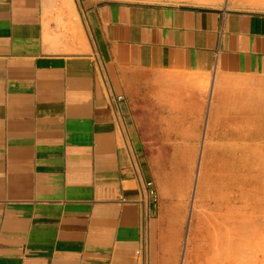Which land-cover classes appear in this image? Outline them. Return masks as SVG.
Instances as JSON below:
<instances>
[{"label": "crops", "instance_id": "obj_1", "mask_svg": "<svg viewBox=\"0 0 264 264\" xmlns=\"http://www.w3.org/2000/svg\"><path fill=\"white\" fill-rule=\"evenodd\" d=\"M259 220L264 0H0V264H206Z\"/></svg>", "mask_w": 264, "mask_h": 264}, {"label": "rangeland", "instance_id": "obj_2", "mask_svg": "<svg viewBox=\"0 0 264 264\" xmlns=\"http://www.w3.org/2000/svg\"><path fill=\"white\" fill-rule=\"evenodd\" d=\"M148 1H159V0H148ZM173 2H185V3H200V4H209V3H219L223 0H169ZM259 206L261 204L259 203ZM261 224L264 228V221L259 220L255 221V225L261 228ZM224 235V234H223ZM221 236V245H220V255L217 258L215 263H212L211 260L206 261V264H264V233L262 235L257 234L254 237L252 246H250V241H247L244 236L240 235H230V236ZM211 242H208V245ZM242 244L245 245L242 247ZM207 245V246H208ZM237 245L239 252L236 250ZM218 262V263H217ZM178 264H182L179 261Z\"/></svg>", "mask_w": 264, "mask_h": 264}, {"label": "bare ground", "instance_id": "obj_3", "mask_svg": "<svg viewBox=\"0 0 264 264\" xmlns=\"http://www.w3.org/2000/svg\"><path fill=\"white\" fill-rule=\"evenodd\" d=\"M221 236L220 237H215L214 245L211 246L212 247L211 254L213 255V261H211L212 263H215L217 258L220 255V251L219 250H220V245H221ZM223 236H226V235H223ZM215 245H216V247H215ZM243 246H245V245H243Z\"/></svg>", "mask_w": 264, "mask_h": 264}, {"label": "built area", "instance_id": "obj_4", "mask_svg": "<svg viewBox=\"0 0 264 264\" xmlns=\"http://www.w3.org/2000/svg\"><path fill=\"white\" fill-rule=\"evenodd\" d=\"M147 185H148V187H149V193H150V195L154 196V195H155V191H154V189L152 188V183H148Z\"/></svg>", "mask_w": 264, "mask_h": 264}]
</instances>
